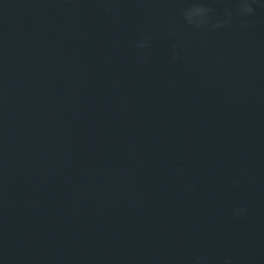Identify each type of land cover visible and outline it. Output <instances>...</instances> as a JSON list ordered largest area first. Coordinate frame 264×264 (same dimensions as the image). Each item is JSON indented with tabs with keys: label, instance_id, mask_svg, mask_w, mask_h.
<instances>
[{
	"label": "water",
	"instance_id": "water-1",
	"mask_svg": "<svg viewBox=\"0 0 264 264\" xmlns=\"http://www.w3.org/2000/svg\"><path fill=\"white\" fill-rule=\"evenodd\" d=\"M253 7L0 0V264H264Z\"/></svg>",
	"mask_w": 264,
	"mask_h": 264
},
{
	"label": "clouds",
	"instance_id": "clouds-1",
	"mask_svg": "<svg viewBox=\"0 0 264 264\" xmlns=\"http://www.w3.org/2000/svg\"><path fill=\"white\" fill-rule=\"evenodd\" d=\"M237 14L242 15H251L255 12V8L253 5H258L261 8H264V3L261 2V0H236ZM211 11L210 8H207L199 3H193L191 7L185 9L184 11V17L185 20L189 24H193L195 27L199 28L207 23L209 17L208 13ZM226 15L231 18L233 15V12L231 9H225ZM226 23H230L229 21H218L216 24L213 25V27H222L225 26ZM151 37L149 35H146L139 43L138 47H146L150 43ZM235 213L237 215L240 214H247L246 208H238L235 210ZM225 264H230V261H226Z\"/></svg>",
	"mask_w": 264,
	"mask_h": 264
}]
</instances>
